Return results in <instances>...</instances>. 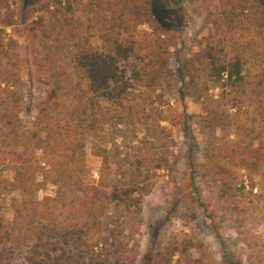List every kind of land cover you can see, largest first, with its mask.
I'll return each mask as SVG.
<instances>
[{
	"label": "trees",
	"instance_id": "trees-1",
	"mask_svg": "<svg viewBox=\"0 0 264 264\" xmlns=\"http://www.w3.org/2000/svg\"><path fill=\"white\" fill-rule=\"evenodd\" d=\"M75 2L41 5L35 67L46 89L26 129L16 91L0 80V196H10L12 211L0 222V264H135L141 193L113 183L118 136L148 115L151 64L164 60L167 45L154 39L134 57L124 41V30L152 20L149 2L102 0L84 23ZM117 4L136 11L123 18ZM188 75L221 209H258L264 222V202L247 199L264 194V68L210 52ZM89 155L99 160L95 173ZM234 169L246 179L238 182Z\"/></svg>",
	"mask_w": 264,
	"mask_h": 264
},
{
	"label": "rangeland",
	"instance_id": "rangeland-1",
	"mask_svg": "<svg viewBox=\"0 0 264 264\" xmlns=\"http://www.w3.org/2000/svg\"><path fill=\"white\" fill-rule=\"evenodd\" d=\"M45 1L0 0V80L8 79L16 91L23 129L36 112L35 97L46 89L35 67L42 52L38 22ZM76 1L84 23L102 0ZM130 1L149 2L152 16L122 33L131 56L154 39L167 45L164 60L151 64L148 115L118 136L121 162L113 183L141 189L135 264H264L263 212L221 209L219 181L206 159L202 108L187 84L188 71L210 52L218 59L238 54L247 68H264V0ZM122 9L116 5L123 18L136 11ZM91 41L99 43L94 35ZM88 166L95 173L99 160L89 155ZM234 171L238 182L246 179L244 170ZM12 173L4 175L12 178ZM258 192L256 187L253 193ZM9 199L0 196V222L11 218ZM247 199L262 204L264 194Z\"/></svg>",
	"mask_w": 264,
	"mask_h": 264
}]
</instances>
